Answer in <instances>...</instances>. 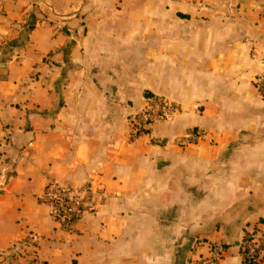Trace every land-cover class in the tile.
<instances>
[{
    "label": "crops",
    "instance_id": "crops-1",
    "mask_svg": "<svg viewBox=\"0 0 264 264\" xmlns=\"http://www.w3.org/2000/svg\"><path fill=\"white\" fill-rule=\"evenodd\" d=\"M263 57L264 0H0V264H186L213 242L245 264L264 231ZM149 95L180 108L152 128L166 146L128 140ZM194 128L206 139L173 145ZM50 182L107 197L67 233Z\"/></svg>",
    "mask_w": 264,
    "mask_h": 264
},
{
    "label": "built area",
    "instance_id": "built-area-1",
    "mask_svg": "<svg viewBox=\"0 0 264 264\" xmlns=\"http://www.w3.org/2000/svg\"><path fill=\"white\" fill-rule=\"evenodd\" d=\"M262 62L264 63V57ZM253 85L258 93L264 96V73L253 77ZM179 112L178 105L167 97L147 96L142 108L128 117V140L136 142L141 138H148L154 145L166 146L169 141L154 137L152 128L158 122L173 119ZM206 136V132L202 129H189L180 137L175 138L173 145L185 149L205 140ZM106 197V191L93 183L71 186L50 182L45 186L40 199L47 206L51 220L61 230L73 233L83 215L86 212H94L97 205ZM240 253L245 264L261 263L264 260V231L257 230L249 233L240 245ZM223 254V245L213 242L209 245L208 255L190 258L186 264H217Z\"/></svg>",
    "mask_w": 264,
    "mask_h": 264
},
{
    "label": "rangeland",
    "instance_id": "rangeland-1",
    "mask_svg": "<svg viewBox=\"0 0 264 264\" xmlns=\"http://www.w3.org/2000/svg\"><path fill=\"white\" fill-rule=\"evenodd\" d=\"M10 254H15V252H12V253H10ZM3 258H2V260L5 258V257H8V256H6V255H1ZM1 259H0V261H2ZM3 263V262H2Z\"/></svg>",
    "mask_w": 264,
    "mask_h": 264
}]
</instances>
